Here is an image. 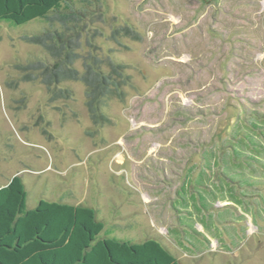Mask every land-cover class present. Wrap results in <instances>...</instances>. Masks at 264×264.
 I'll list each match as a JSON object with an SVG mask.
<instances>
[{"label": "rangeland", "instance_id": "obj_1", "mask_svg": "<svg viewBox=\"0 0 264 264\" xmlns=\"http://www.w3.org/2000/svg\"><path fill=\"white\" fill-rule=\"evenodd\" d=\"M99 10L80 53L129 77L100 126L82 83L52 102L20 69L52 62L25 39L46 22L0 23V187L21 176L28 208L92 206L108 233L158 237L183 264H264V0H101Z\"/></svg>", "mask_w": 264, "mask_h": 264}, {"label": "trees", "instance_id": "obj_2", "mask_svg": "<svg viewBox=\"0 0 264 264\" xmlns=\"http://www.w3.org/2000/svg\"><path fill=\"white\" fill-rule=\"evenodd\" d=\"M100 7L101 0H0V23L17 27L46 22L39 34L25 39L52 62L19 66L26 79H40L52 92V102L71 97L64 83H82L96 126L111 122L106 104L124 100L129 81L123 64L80 53L87 20ZM79 61L84 71L75 67ZM27 201L21 176L0 187V264H183L158 237L136 242L108 233L92 206L40 200L28 208Z\"/></svg>", "mask_w": 264, "mask_h": 264}, {"label": "crops", "instance_id": "obj_3", "mask_svg": "<svg viewBox=\"0 0 264 264\" xmlns=\"http://www.w3.org/2000/svg\"><path fill=\"white\" fill-rule=\"evenodd\" d=\"M234 178V177H233Z\"/></svg>", "mask_w": 264, "mask_h": 264}]
</instances>
